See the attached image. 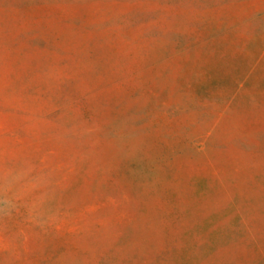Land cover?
Segmentation results:
<instances>
[{"label":"rangeland","instance_id":"obj_1","mask_svg":"<svg viewBox=\"0 0 264 264\" xmlns=\"http://www.w3.org/2000/svg\"><path fill=\"white\" fill-rule=\"evenodd\" d=\"M0 264H264V0H0Z\"/></svg>","mask_w":264,"mask_h":264}]
</instances>
